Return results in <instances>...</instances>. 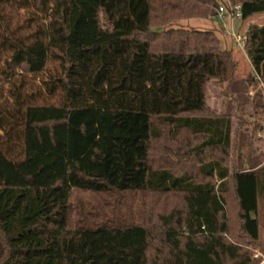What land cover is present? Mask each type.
<instances>
[{"label":"trees","instance_id":"16d2710c","mask_svg":"<svg viewBox=\"0 0 264 264\" xmlns=\"http://www.w3.org/2000/svg\"><path fill=\"white\" fill-rule=\"evenodd\" d=\"M228 1L241 27L264 14V0ZM222 4L0 0V264H258L264 25L245 28L242 80L213 32L172 27ZM5 8L48 23L13 25ZM49 61L58 104H34L25 79ZM211 83L225 86L223 113L207 106ZM247 106L250 136L233 121ZM74 192L141 194L143 216L96 223Z\"/></svg>","mask_w":264,"mask_h":264},{"label":"rangeland","instance_id":"374dc122","mask_svg":"<svg viewBox=\"0 0 264 264\" xmlns=\"http://www.w3.org/2000/svg\"><path fill=\"white\" fill-rule=\"evenodd\" d=\"M5 14L13 25H22L23 27L30 25V28L33 29L36 24H47L48 20L44 17L40 19L41 16L35 17L33 10L30 9H10L5 8L2 12ZM38 20V21H37ZM37 21V22H36ZM249 24L255 25H264V14L255 15L249 20H247L244 25L241 27L240 20H233L230 22L227 15L224 16V26L218 18L212 20H200V19H190V20H180L175 22L172 27L174 29L182 30H195L200 32H213L215 36L220 41V47L223 50L231 51L233 58L237 63V69L235 73V78L237 80L245 79L248 75L253 73L252 67L250 66L243 49L237 47L234 43V40L229 36L230 31L232 30L235 34H239L243 37L245 28ZM3 56L0 55V66L3 65ZM56 64L52 61H49L46 65L45 70L38 75H30L25 80L27 83L25 92L33 95L34 104H58L59 96H47L44 92V86L42 81L48 77L49 73H54L56 70ZM3 89H7L8 83H3L1 85ZM225 86L211 83L208 86L206 92V102L210 110L216 113H223L227 108L228 97H225L224 94ZM256 88H250L248 93L250 94L249 98L251 99L253 93H255ZM261 90L264 93V87L261 86ZM251 114L250 106H247L244 110V114L239 111L233 110L234 123L241 122L245 120L250 125H247L246 122L243 125V132L245 131L247 136H250L249 132L247 133L245 129L252 127L251 121L249 118ZM235 126V124H234ZM263 130L255 135L253 138V151H260L264 153V120L262 122ZM233 157L230 158L229 165L232 164ZM73 204L74 205H83L84 210L94 217L88 216V219H94V222L100 223L105 219H113L114 215L118 214L123 216L125 220H137L139 217L143 216V197L141 194L135 193L131 195H120V194H111V195H93L90 193L74 192L73 193ZM86 214V213H85ZM256 218L259 224V238L260 241L264 244V197L260 199L258 205V211ZM251 261H258V264H264V256L261 254L258 248L251 250Z\"/></svg>","mask_w":264,"mask_h":264},{"label":"built area","instance_id":"2783aa9c","mask_svg":"<svg viewBox=\"0 0 264 264\" xmlns=\"http://www.w3.org/2000/svg\"><path fill=\"white\" fill-rule=\"evenodd\" d=\"M227 15L230 22L233 20H240L241 18V12H240V6L236 5L233 6L229 3L228 0H223V4L218 9V15L217 18L221 21V23L224 26V16ZM229 36L232 40H234V43L237 47H240L243 49L244 39L239 34H235L232 30L229 33Z\"/></svg>","mask_w":264,"mask_h":264}]
</instances>
